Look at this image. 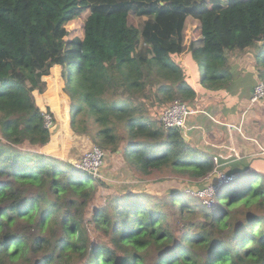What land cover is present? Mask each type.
I'll return each instance as SVG.
<instances>
[{
	"label": "trees",
	"instance_id": "trees-1",
	"mask_svg": "<svg viewBox=\"0 0 264 264\" xmlns=\"http://www.w3.org/2000/svg\"><path fill=\"white\" fill-rule=\"evenodd\" d=\"M81 8L86 21L72 36L68 24ZM119 13L136 26L111 23L104 34V18ZM253 50L264 81V0H0V264H264V159L232 169L211 206L173 189L160 209L128 193L90 213L107 181L103 167L96 176L23 147L50 142L45 115L53 113L37 92L60 65L76 107L74 131L121 152L143 175L188 167L195 180L216 184L215 165L149 107L175 100L192 107L202 87L237 86L235 59ZM245 79L246 87L254 81Z\"/></svg>",
	"mask_w": 264,
	"mask_h": 264
},
{
	"label": "rangeland",
	"instance_id": "rangeland-1",
	"mask_svg": "<svg viewBox=\"0 0 264 264\" xmlns=\"http://www.w3.org/2000/svg\"><path fill=\"white\" fill-rule=\"evenodd\" d=\"M226 2L227 0H223ZM75 20L68 24L69 29L72 31L73 35L82 33V27L86 21V14L81 9L75 10L74 12ZM104 34L108 32L109 25L111 23L121 25L124 22H129L131 27L136 26L134 17L128 16L127 14H112L104 18ZM200 31L195 33V36L198 37ZM74 74V71L71 70V75ZM204 74V71H203ZM48 77H50L52 83ZM49 80V82H48ZM259 80V79H258ZM257 80V81H258ZM45 83L47 84L45 88ZM66 80L63 75L62 66H55L52 69V73L44 77V87L42 90L37 92L38 94V103L41 106H47L50 108L51 113L47 115L51 116L52 124L50 129L52 130V135L50 142L46 145H39L36 148L29 146V143L24 144L25 149H35L41 153L49 154L56 156L61 159L69 160L70 163L76 166V161H78L88 149L98 144L88 135L80 132H76L70 126L72 116L77 117L75 110L76 107L73 104L71 96L66 92ZM64 97L57 98L56 94L58 93ZM57 102H62L58 103ZM186 102V101H184ZM251 102V101H250ZM254 104V103H253ZM151 117L161 123L160 115L163 111L162 108H154L152 105L149 107ZM46 115V116H47ZM94 132L98 131L96 124L92 126ZM106 152V160L103 167L102 178H105L106 183L99 186V192L97 194V199H95L88 208V212L96 211L98 207L110 203L111 199L116 194L125 195L128 193L131 194H141L142 201L147 203L148 207H158L157 202L160 201V197L167 194L170 190L181 189L186 191L201 192L204 195L202 198L199 196L205 203L209 206L214 204L213 195L219 189L221 183H225L224 173L214 171L213 176L215 180L217 178L216 184H212L209 178H206L204 181L202 178L195 180L190 172L187 170L188 167H185L184 170H174L176 168L172 166H164L163 168L155 169L150 174L143 175L142 173L136 171L132 168L129 161L125 156L119 153H113L108 150ZM129 157L134 161V154L132 151L129 152ZM221 171V170H219ZM109 174V175H106ZM125 175H128V179ZM125 187L124 189H121ZM198 189V191H196ZM68 196H66L67 198ZM151 198V201L150 199ZM207 205V206H208ZM73 210V208H72ZM165 211V210H164ZM241 210H238L240 212ZM192 220H199L197 214L191 216ZM172 224L176 227L178 223L174 221V217L169 216ZM179 222V221H178ZM164 225H168L164 223ZM95 224L89 225V231L92 235L93 240H100L101 234L95 231ZM177 235H180L183 230H180L178 227L174 228ZM157 254L156 251L152 252V257H155ZM151 257V258H152Z\"/></svg>",
	"mask_w": 264,
	"mask_h": 264
},
{
	"label": "crops",
	"instance_id": "crops-1",
	"mask_svg": "<svg viewBox=\"0 0 264 264\" xmlns=\"http://www.w3.org/2000/svg\"><path fill=\"white\" fill-rule=\"evenodd\" d=\"M234 65L233 71L240 70L242 80L222 91L205 92L202 87L197 99L190 101L195 112L184 128L187 141L196 153L214 164L218 172L228 175L236 174L231 170L241 168L246 162L264 159V100L250 102L259 81L255 51L242 54ZM245 78L254 81L246 87Z\"/></svg>",
	"mask_w": 264,
	"mask_h": 264
},
{
	"label": "built area",
	"instance_id": "built-area-1",
	"mask_svg": "<svg viewBox=\"0 0 264 264\" xmlns=\"http://www.w3.org/2000/svg\"><path fill=\"white\" fill-rule=\"evenodd\" d=\"M260 100H264V81H258L254 88L250 98L251 103H257ZM195 110L192 109L186 102L182 100H175L173 103L166 106L161 115L160 119L164 127L172 128L176 127L180 130L184 129L189 116L194 113ZM47 115V114H46ZM45 115L47 126H51L52 120L50 115ZM235 126V125H230ZM264 153V148L262 149ZM106 152L103 148L99 146H93L91 149L84 152L83 156L76 161V167L87 172H91L96 176H100L101 167L104 163ZM225 177V182L234 179L235 175L223 174ZM223 183V182H222ZM197 195H204L201 192H195ZM214 196V195H213Z\"/></svg>",
	"mask_w": 264,
	"mask_h": 264
},
{
	"label": "water",
	"instance_id": "water-1",
	"mask_svg": "<svg viewBox=\"0 0 264 264\" xmlns=\"http://www.w3.org/2000/svg\"><path fill=\"white\" fill-rule=\"evenodd\" d=\"M181 134H182V136L187 140V134H186L185 129H182V130H181Z\"/></svg>",
	"mask_w": 264,
	"mask_h": 264
}]
</instances>
